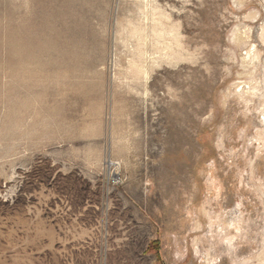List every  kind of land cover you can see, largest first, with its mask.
<instances>
[{
  "label": "rangeland",
  "instance_id": "1",
  "mask_svg": "<svg viewBox=\"0 0 264 264\" xmlns=\"http://www.w3.org/2000/svg\"><path fill=\"white\" fill-rule=\"evenodd\" d=\"M0 264H264V0H0Z\"/></svg>",
  "mask_w": 264,
  "mask_h": 264
},
{
  "label": "built area",
  "instance_id": "2",
  "mask_svg": "<svg viewBox=\"0 0 264 264\" xmlns=\"http://www.w3.org/2000/svg\"><path fill=\"white\" fill-rule=\"evenodd\" d=\"M115 179H116V178H115ZM118 180H119V179L117 178V180H115L114 182H118Z\"/></svg>",
  "mask_w": 264,
  "mask_h": 264
}]
</instances>
